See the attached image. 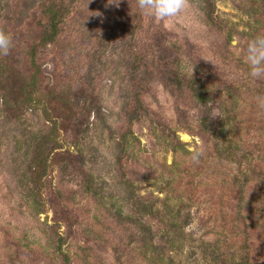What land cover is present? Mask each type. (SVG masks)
<instances>
[{"label": "rangeland", "instance_id": "rangeland-1", "mask_svg": "<svg viewBox=\"0 0 264 264\" xmlns=\"http://www.w3.org/2000/svg\"><path fill=\"white\" fill-rule=\"evenodd\" d=\"M51 1L0 0V31L13 38L0 56V264H264V181L251 185L246 227L220 191L231 156L249 176L264 172V154L241 159L264 141L253 100L264 81L245 62L264 0H187L166 19L136 0ZM47 7L63 32L36 72L24 52L50 37L29 31ZM52 124L58 148L37 179Z\"/></svg>", "mask_w": 264, "mask_h": 264}, {"label": "trees", "instance_id": "trees-1", "mask_svg": "<svg viewBox=\"0 0 264 264\" xmlns=\"http://www.w3.org/2000/svg\"><path fill=\"white\" fill-rule=\"evenodd\" d=\"M50 5H52V1L50 0L49 2ZM48 10L47 12L43 13V14H38V17L34 18V21L29 29V31L35 32V31H39V29L41 27H45L49 34L50 37L46 40L44 39H37L35 45L31 44V43H26L27 45V52H24L25 55H27L28 61L29 63H31L32 67H34V65H36L35 70L36 72H39V68L37 65V57L39 55H41V51L44 49H46L48 46H54V42L56 40V38L59 36V34H61L63 31V24H62V19L57 16L56 13L54 14H49V13H53L52 11V7H47ZM45 10V8H44ZM47 50V49H46ZM40 53V54H39ZM147 57L148 61L145 65L147 67L149 66H154V62L155 60H151ZM43 57V56H42ZM191 58H196V56H191ZM141 58L134 60V64L133 67H138L139 65V61ZM144 59V58H143ZM142 59V60H143ZM141 60V61H142ZM151 60V61H150ZM193 63H195L194 59L192 61ZM199 65V64H198ZM213 78V76H212ZM190 83V82H189ZM34 100H28L27 102H33ZM35 102L39 105L42 101L41 100H36ZM43 103V102H42ZM43 106L46 107L48 106L49 108H52V111L54 112V115L60 116L61 112L59 109L51 106L52 104L49 102L47 104V102H45V104H42ZM245 111L243 110L241 116L243 115H250L251 113H254L253 109L249 110L250 112H248L247 108L244 106ZM46 112V110H45ZM238 121V119H237ZM66 122V121H65ZM253 122H254V118H253ZM253 122H247V124L249 123H253ZM64 123V122H63ZM254 123H257L259 125V127H261L262 130H264V123L262 122V120H257ZM59 130H57V125L52 124V127L48 130H46V132H44L40 140V142H38V146L37 149H39V152L37 154V156H35V158L32 160V167L34 169V173L36 175V178L38 179L39 177H44L47 174V170L49 168V160L51 158V153L53 151H55L58 148V141H57V132ZM243 144L246 146V148L249 146V140H245V142H243ZM253 147L254 151H246L245 148L241 149V159H245L247 162H245V165H252L250 164L251 161H253L254 159L252 158L253 153H255L256 151V155H257V159L260 157V155L264 154V141L262 142V140H258L257 138V142L254 143ZM258 152V153H257ZM261 152V153H260ZM54 154V153H53ZM231 156V155H230ZM238 156V157H237ZM236 157L231 156L232 160L234 162H230L232 164V166H225L224 167V172H226L223 177L226 180V185L223 187L221 191V196L223 195V209L224 211L232 216L233 214H236L237 211H241L239 212L241 214V224L243 225V227H246L248 221L251 222V224H255L256 220L255 217L257 216L256 212H254L252 214V200H256L257 198V188L259 187H251V185H253V181L255 180L256 182H254V184L257 185V183H259V180L261 179L262 181H264V172L261 171L259 168V173L255 174L253 171L251 172L250 176L248 175V169L244 168L243 166H240V154L237 155ZM228 160V158H227ZM233 164H237V166H233ZM258 164V163H257ZM260 165H257L256 167H259ZM235 169H233V168ZM240 167H241V181L236 178V174L240 173ZM255 168V167H254ZM239 171L238 173H235ZM264 194V191H263ZM264 196V195H263ZM225 197H228L227 199H225ZM250 201V202H248ZM221 204H222V200H221ZM243 204V206H242ZM246 229V228H243ZM242 234H246V232H243ZM245 245H248V242L245 241Z\"/></svg>", "mask_w": 264, "mask_h": 264}, {"label": "clouds", "instance_id": "clouds-1", "mask_svg": "<svg viewBox=\"0 0 264 264\" xmlns=\"http://www.w3.org/2000/svg\"><path fill=\"white\" fill-rule=\"evenodd\" d=\"M140 14L151 15L158 19H166L178 16L185 8L187 0H136ZM13 47L11 34L0 31V56H7ZM245 62L248 66V76L252 81H264V32L257 33L248 40L245 48ZM256 106L264 110V94H257L254 98ZM216 117V114L209 113ZM201 153L193 154V160H197Z\"/></svg>", "mask_w": 264, "mask_h": 264}]
</instances>
